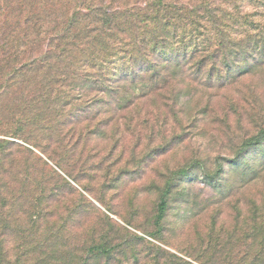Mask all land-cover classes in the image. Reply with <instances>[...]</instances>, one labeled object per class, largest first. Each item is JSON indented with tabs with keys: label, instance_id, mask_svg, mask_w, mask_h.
<instances>
[{
	"label": "rangeland",
	"instance_id": "1",
	"mask_svg": "<svg viewBox=\"0 0 264 264\" xmlns=\"http://www.w3.org/2000/svg\"><path fill=\"white\" fill-rule=\"evenodd\" d=\"M215 3L234 13L231 41L246 48L230 56L231 72L208 76L206 66L198 84L181 82L174 93L171 87L166 96L152 94L119 111L106 129L113 142L119 137L117 146L93 142L90 167L67 172L63 161L15 140L23 146L20 168L40 159L55 174L47 184L61 192L38 222L67 238L56 251L29 249L15 264H39L42 254L51 260L62 254L71 264L230 263L229 232L253 226L250 217L264 214V0ZM162 196L166 209L158 218ZM2 211L0 201V217ZM26 215L18 214L19 222L30 230L35 217ZM11 230L3 250L14 260L26 249L22 232ZM3 232L0 223V238ZM92 246L101 250H88Z\"/></svg>",
	"mask_w": 264,
	"mask_h": 264
},
{
	"label": "trees",
	"instance_id": "2",
	"mask_svg": "<svg viewBox=\"0 0 264 264\" xmlns=\"http://www.w3.org/2000/svg\"><path fill=\"white\" fill-rule=\"evenodd\" d=\"M233 19L215 0H0V264L25 261L29 249L56 251L67 239L38 222L61 192L47 184L55 174L40 159L20 168L23 146L15 140L63 161L67 172L90 167L93 142L103 149L117 146L119 137L113 142L106 129L119 111L152 94L166 96L171 87L174 93L181 82L198 84L206 66L208 76L234 69L230 56L246 48L231 41ZM165 209L162 196L158 218ZM25 213L35 217L30 230L19 222L18 214ZM249 220L253 226L229 232L228 264H264V214ZM9 229L22 232L26 249L14 260L3 250ZM61 255L51 260L42 254L36 262L71 264Z\"/></svg>",
	"mask_w": 264,
	"mask_h": 264
}]
</instances>
